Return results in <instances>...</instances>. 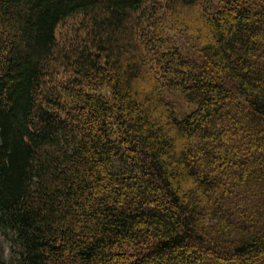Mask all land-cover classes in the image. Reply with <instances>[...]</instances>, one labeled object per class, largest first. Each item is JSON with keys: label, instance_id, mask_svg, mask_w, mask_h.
<instances>
[{"label": "trees", "instance_id": "obj_1", "mask_svg": "<svg viewBox=\"0 0 264 264\" xmlns=\"http://www.w3.org/2000/svg\"><path fill=\"white\" fill-rule=\"evenodd\" d=\"M0 264H264V0H0Z\"/></svg>", "mask_w": 264, "mask_h": 264}, {"label": "rangeland", "instance_id": "obj_2", "mask_svg": "<svg viewBox=\"0 0 264 264\" xmlns=\"http://www.w3.org/2000/svg\"><path fill=\"white\" fill-rule=\"evenodd\" d=\"M177 101V100H176ZM8 246V245H7ZM6 252H7V254L9 255V250L8 249H6Z\"/></svg>", "mask_w": 264, "mask_h": 264}]
</instances>
